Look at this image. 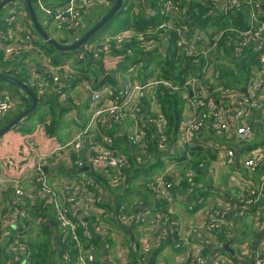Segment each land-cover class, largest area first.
Returning <instances> with one entry per match:
<instances>
[{
	"label": "built area",
	"instance_id": "built-area-1",
	"mask_svg": "<svg viewBox=\"0 0 264 264\" xmlns=\"http://www.w3.org/2000/svg\"><path fill=\"white\" fill-rule=\"evenodd\" d=\"M204 1L216 12H237L245 6L248 28L213 31L206 28L194 30L188 38L178 25V18L184 13L181 0H162L161 11L167 20L155 28L129 27L104 34L97 41L84 43L64 63L54 65L47 61L40 67L26 62L29 51L40 57L43 53L32 41L31 32L22 27V15L25 21L28 19L24 2L12 0L3 8L8 12L0 24V69L19 60L23 66L26 64L28 81L37 96L56 94L70 106L71 118L79 124L66 142L42 153L35 152L34 156L26 155L14 171H6L0 163V264H149L157 234L163 238L171 236L175 248L188 250L180 264L228 263L221 253L208 260L203 245L194 241V232L201 230L226 233L233 230L232 223L218 209L212 208L202 221L193 222L186 229L166 212L149 215L128 207L126 202L112 200L103 195L98 181L100 176L108 185L125 182L127 176L148 169L160 155H181L187 160L191 157L190 147L196 143L209 147L215 139L222 140L218 149L224 156V166L237 164V171L241 167L245 173H251L264 162V125L256 129L247 122L257 110H264V0ZM34 2L55 31L66 39L61 44L75 42L87 29L86 17L110 3L66 0L51 6L45 0ZM139 2L143 4L144 0ZM171 32L176 35L175 45L181 48L179 55L191 58L201 78L189 75L182 81L143 79L148 71L138 68L135 60H127L125 73L114 75L124 69L117 70L116 64L126 56L140 61L149 52V40L157 37L165 42ZM224 39L230 42L231 51L218 59L220 40ZM250 51L256 52L253 53L257 61L250 68L248 81L235 88L224 85L214 69L217 62L233 67L231 60H244ZM74 61L102 62L107 71L88 72L81 77L73 74ZM69 75L78 76L79 81L72 85ZM166 94L183 103L173 133L163 110ZM15 102L19 103V99L0 87V124L5 122ZM116 137H123L130 151L122 144L116 145ZM55 159V167L66 174L52 179L47 167ZM7 162L5 159V165ZM206 166L203 161L199 163L200 168ZM125 170L129 175L123 173ZM158 176L157 181L150 178L143 184L149 192L167 200L170 212L174 201L170 191L183 178L194 177V171L175 173L169 164ZM236 177L235 180L231 174L229 178L239 195L238 205L253 207V218L258 220L260 213L264 215V207H258L264 197V179L253 187L250 177L239 174ZM190 191L193 190L189 188ZM43 231H50V248L46 252L38 247ZM117 237L122 241L116 243ZM255 264H264V249L256 256Z\"/></svg>",
	"mask_w": 264,
	"mask_h": 264
},
{
	"label": "crops",
	"instance_id": "crops-1",
	"mask_svg": "<svg viewBox=\"0 0 264 264\" xmlns=\"http://www.w3.org/2000/svg\"><path fill=\"white\" fill-rule=\"evenodd\" d=\"M65 1L66 0H45V2L51 6H57V5L63 4L65 3ZM109 1L110 3L108 5H104L101 9H97L93 11L90 16L88 15L86 17V20L88 22L86 26L87 29L84 31L83 34H81V36L77 38V40L80 37H82V35H84L92 26H94L99 21L100 18L106 15L109 9L113 6L115 0H109ZM182 1L183 0H181V2ZM187 2L188 0L186 1L184 0V5ZM32 6L34 8V13L37 17V21L46 30V32L51 37L56 39L59 43H66L67 42L66 39H64L62 35L58 34L55 31V29L52 26V23L49 21L48 18L42 15L40 10L36 7L35 2H32ZM3 10H4L3 13L0 12V24L3 23V19L8 12V9L6 10L3 9ZM26 11H27V8H26ZM36 11L39 12V14ZM27 14H28V11H27ZM149 14H152V13L151 12L147 13V15ZM24 16L25 15H22V18L20 20L22 23V27L26 28L29 32H31L32 41L37 46L40 47L43 53L41 54L42 56L40 57L36 52L29 51L28 53L29 58L26 60L27 65L37 64L40 67L41 65L44 66V64L47 63V61H51L54 65H59V64L64 63L71 57H73L76 54L77 50L80 48L78 47L77 49L73 51H69V52H72L71 54H60V55L53 54L52 56L46 54V52L44 51V48L42 47L41 42L39 43L35 42L37 37L33 33L34 29L30 21L29 14H28L27 21H25V19L23 18ZM174 22H177V20ZM15 32L18 34L20 33L18 29H15ZM112 32H115V30L105 31L103 33L99 32L94 37L90 38L91 40L89 39L86 42L97 41L98 39L101 38L102 35L111 34ZM75 36L77 37V34H75ZM40 41H42V39H40ZM147 46L149 48L148 49L149 52L147 53V56H144L140 61L139 59H136L135 57L126 56L124 61H121L116 64V65L119 64V66L117 67V70H121L123 68L124 69L122 71L114 72V75L125 73L127 60L128 62L135 60L137 63H139L138 66H141V68L144 71L146 72L148 71L146 74H144L143 79L153 78V77L165 79L161 76V71H162L161 67L154 65L156 61L162 60L161 57L163 54L162 52L160 53V51H163L162 41L161 40L159 41L157 37H154L153 40L148 41ZM200 46H203V44H201ZM249 49L252 50L251 48ZM253 52L256 54L255 51ZM253 52L250 51L244 60L240 59L242 60L241 64H243V62L250 63V59L254 57ZM152 62L154 63L152 64ZM24 65L26 66V64ZM224 65L229 66L230 64L224 63ZM25 66H23L22 62L19 60L14 63H10L6 65V68L1 67L0 73L6 74L5 72H2V71H11L12 74H7V75L13 76V74L15 73L17 75L23 76L25 78V81H24L25 84L30 89H32L33 87L30 85L28 81V75L26 74L27 70H25ZM161 66H165V65L161 64ZM249 66L250 68L253 67L252 63H250ZM230 67L236 71L234 66L233 67L230 66ZM72 68L74 70L73 74L78 73V75L79 76L81 75V77H85L88 72H94V73L97 72L98 74H104L107 71L106 67H104L102 62L93 63L90 61H87V62L81 61L77 63V61H74ZM177 70L178 69H176V71ZM197 70L194 69L193 72H189L188 74L181 77V79L173 78L171 80L182 81L184 77H187L189 75H194V77L201 78V73ZM149 72L151 73L149 74ZM217 76H219V78L222 81L223 78L221 77L219 72ZM234 76H238L236 72L234 73ZM69 78H70V82L72 85L76 84L79 81V77L76 75L75 76L71 75ZM239 78H240L239 83L233 86H228V87L235 88V87L242 86L243 84H245L250 78V70L249 72H244L242 75H239ZM2 89L7 91L5 88H2ZM19 89L20 90L15 91V92L7 91L10 94V96H12V98L14 99L18 98L19 103L15 102V105L13 106V109L11 110V112L8 114V117L6 118L5 122L0 124V128L4 124L7 123L8 119L10 121L13 117L19 114L22 110L30 106L29 105L25 107V102L22 100L23 98L22 96L24 95L25 92L22 91L21 88ZM242 89L244 90V87H242ZM32 90L36 94V90L34 88ZM50 96L52 97L48 98L47 96H44V97L37 96L38 102L40 99H42V101L46 99H51L49 101L55 103L56 107L64 110V112L62 115V120L60 124L58 125L55 135L51 134L49 136H46V144L43 145L46 147L45 151H48L52 149L53 147L59 144H62L66 142L68 139H70L72 135L74 134L75 130L77 129V127L75 128V125L79 124L72 120L69 105H65L64 103H62L56 94H53ZM172 97L177 98L174 96ZM178 100L181 102V109H182L183 103L179 98ZM30 104H31V99H30ZM40 107H43L47 110L46 115L44 114L41 115L43 122H41L39 117L37 118L34 117V121H33L34 123L32 125L33 127L31 131L32 135L24 137L23 134H21L14 128L19 123L23 125L25 118H26L25 117L23 120L18 122L12 128L14 129L12 134H14L13 136L15 137L13 140L8 139L6 142L1 143V140H3L4 137L6 138L9 137V134L12 131V129L11 131L9 130L10 132L8 131L2 137H0V152H5V153H9L13 155L17 159L16 160L17 162H20L24 157H26V156L20 157L18 155V152H16L17 150H13V149H16L18 144L25 143L24 140L26 138L28 139V137L31 138L29 139L31 140V143L37 144L38 140H40L41 135L43 134L45 130V127L47 125H51L52 122L54 121L53 115L49 112L48 105H42ZM163 110H164V105H163ZM263 113H264V110H257L255 114L253 115V117L247 119V122L254 125L256 129H260L264 125V117L262 116ZM65 119L69 122V128L67 131L63 130ZM47 121H49V123H47ZM230 139L232 138L230 137ZM124 141L125 139L123 137H116V145L122 144L126 151H130V148L126 147V144ZM226 141H230V140H226ZM221 142H222L221 139H215L213 140L214 145H210L209 148H206L208 146H204L199 143H196L198 147L208 149L214 155V157L208 158L210 156L207 155L205 160H203V162H205L207 166L205 167V170H204L206 174L204 176H200V175L198 176V188L199 187L201 188H199L198 190L190 191V192H188L189 189H187L186 191L183 192L179 185V187H175L170 191V193L174 197L173 207L172 209H170V212H168L169 211L168 202L163 196L152 194L147 189V185H144L143 183L141 184V182L140 183L136 182V179L141 176L140 174L141 172H139L138 175L135 174V175H132L131 177L127 176L125 184H124V181L120 182L121 189L119 190V192H114V190L116 189H111L112 191L107 189V187L109 188L113 187V186L111 187V185H114L113 182H110L111 184L110 186L106 182H102L101 187L103 188V195L112 197V200H115V201L126 202L128 204V207H132L136 209V211L147 212L149 215H152L158 212H166L168 213V216L170 219L176 221L178 225L186 229L188 226L190 227V224H192L193 222L202 221L206 215H209V213L212 211V208H216L221 212V216L224 219H227L228 221H230L234 227L230 233L221 232V231H215V232L204 231L203 232L202 230L199 232H194V241H197L203 245L205 257H207L208 260H211L213 256L221 253L228 259L227 261L228 263L226 264H255L256 256L260 254V251H263L264 249V215L260 213L261 217L258 220H256L253 218L254 208L252 211L251 207H245V206L243 207V206L238 205L239 195L236 192V188L234 187V184L232 182L233 180L229 178L230 177L229 174H232L235 180L237 179L236 176L238 174L240 175V177L247 178L248 176L251 179V182H252L251 184L253 185V187H257L258 182H260L261 179H264V162L258 169H256L255 171L251 173H245V170L241 167L239 168V171H237V168H238L237 164L236 166L234 165L233 167L224 166L223 164L224 156L223 154L219 153L220 150L218 149V147L220 148ZM29 155L34 156L36 154L35 152H33V153H30ZM236 157H237V160H240L239 155H237ZM192 159H193L192 154H191V157L187 160L184 159V157L181 155L180 156H172L168 154L165 156L160 155L152 163L154 164L155 162H159L160 164H158L157 167H154V168L152 167L150 169L152 165L151 164L150 166H148V169L145 168V170H151V173L149 175H151L150 178L153 181L158 180L159 172L162 171L169 164H172V168H174L175 173L183 174L188 170L189 171L193 170L194 176H197L196 175L197 170L194 167H192L190 163ZM55 163H56V159L52 161L51 167H47V172L50 174L52 179L55 178L56 176L64 177V174L66 173H64L60 167H55L57 166L55 165ZM128 173L129 172L127 170L124 171V174L127 175ZM145 176H148V175H145ZM212 178H214V180ZM129 179L131 181H134L135 184H137L136 186H139L141 188H139L137 191L128 190ZM192 179H194V177H192L188 181H191ZM141 180L142 182H144V179H141ZM206 185H207L208 190H210V192L208 193H204V190H202V187ZM219 189H222V191H220ZM123 193H125L126 197L120 200L119 195H122ZM133 194L134 196H136L135 200L131 198ZM127 195L129 198H127ZM263 205H264V197H262L260 201V205L258 207L263 208L264 207ZM261 211H263V209H261ZM157 237H158V240L156 242L155 241L152 242V249L150 252L149 264H180V262L186 257L188 250L186 248H181V247L175 248L172 245L171 236H167V238H163L157 234ZM131 239L133 240L132 234H131ZM226 244L231 248L232 250L231 252L227 251V249L225 248Z\"/></svg>",
	"mask_w": 264,
	"mask_h": 264
},
{
	"label": "trees",
	"instance_id": "trees-1",
	"mask_svg": "<svg viewBox=\"0 0 264 264\" xmlns=\"http://www.w3.org/2000/svg\"><path fill=\"white\" fill-rule=\"evenodd\" d=\"M1 1V0H0ZM24 2L23 0H21ZM186 1V0H185ZM31 2H34V0H31ZM161 4H163L162 0H144L143 4L139 2V0H123V4L120 7V9L115 13V15L104 25L103 28H101L98 32H96L93 37L98 34L99 32L103 33L105 31H112V30H121L129 27H135L140 30H146L149 28H155L160 23L165 21L166 15L162 13L161 11ZM182 5L184 8V13L182 18H178V25L180 26L181 30L185 33V35L190 38L194 34V30L203 31L206 28H211L215 30L223 29L226 27H234L237 29H247L249 25V20L247 19V8L244 6L241 10L237 12H223V11H217L214 8L210 7L209 2H205L204 0H188V2L184 5V0L182 1ZM151 12L152 14L147 15V13ZM264 19V18H263ZM116 21V23H113V28L109 27V24L111 22ZM34 35H36L37 39L35 42L39 43L41 42L42 47L44 48V51L46 54L52 56L57 54H71L72 52H58L56 51L51 45H48L42 41H40L39 35L33 30ZM176 35L175 33L169 34L166 37L165 42H162L163 51L162 52V60L156 61L154 64L155 66L161 67V76L165 79H173V78H179L183 77L184 75L188 74L189 72H192L195 67L192 64L191 58L185 57L183 55H179L180 47L175 45ZM220 44H222V48L217 51V58H221L222 56L228 55L229 51H231L230 42H227L226 39L220 40ZM205 46H209L208 43H204ZM207 46V47H208ZM124 47H127L125 45ZM231 60V59H230ZM234 69H232L230 66H226L224 64L217 62L214 69L215 72H219L222 79V83L226 86H233L240 82L239 73L241 75L244 72H249L250 70V63L256 64L255 58L252 57L249 62H243L241 64L239 61H233ZM203 65L205 64V61L200 60ZM154 62H152L153 64ZM161 64H164L165 66H161ZM187 65V66H185ZM155 69V67H154ZM153 69V70H154ZM176 69H178L176 71ZM152 70V71H153ZM6 74H12L11 71H2ZM237 73L238 76H234V73ZM151 72H149L150 74ZM13 76L17 79H20L21 81H25V78L23 76L13 74ZM237 77V78H236ZM25 83V82H24ZM13 86H16L12 83H10ZM19 88V87H18ZM33 89V88H32ZM20 90V89H19ZM23 91V90H22ZM22 100L25 102V107L30 105V98L26 93L22 96ZM48 98L52 96H47ZM51 99H46L42 101V99L39 100L37 104V108L31 112L26 118L25 121H28V119H31L34 116V113L39 109L42 105H48L49 112L53 115L54 121L51 125H47L45 127V130L43 134L41 135L40 140H38L37 144L31 143L30 137L28 139L26 138L24 141L25 143L18 144L16 149V152H18V155L20 157L26 156L33 152H39L42 153L46 150V147L43 146L46 144V136H49L51 134L56 133V130L58 128V125L60 124L62 120V115L64 110L59 109L56 107L55 103L49 101ZM57 108V109H56ZM164 110L168 116L169 123L172 128V133L176 131L177 129V122L179 121V113L181 110V102L178 100V98H173L172 96L165 95L164 99ZM39 119L41 122L42 116H39ZM9 121V119H8ZM7 121V122H8ZM33 126H24L21 123H19L14 128L20 132L21 134L25 135L32 131ZM209 148V147H206ZM191 151V154L193 156L192 161L190 162L192 167H194L196 171V175L194 176V179L191 181H188L186 178H183L182 182L180 183V188L182 191H186L187 189L191 190H198V176H204L206 172H204L205 168H200L199 163L205 160L207 155L212 158L214 155L205 148L198 147L197 145L192 146L189 148ZM0 158L5 161V159L8 160L6 165L4 166L5 170L8 172L14 171V168L17 167L18 162L17 159L5 152H0ZM10 160H12V166L10 165ZM159 162H155L151 165L150 169L153 167H157ZM13 168V169H12ZM145 170V169H144ZM124 173V172H123ZM138 173V171H137ZM99 182H104L105 180L98 176ZM125 184V182H124ZM179 187V186H177ZM202 190H204V193L210 192L208 190L207 185L202 187ZM126 197L125 193L122 195H119V199H124ZM253 211V207L251 209ZM46 236V237H45ZM49 236L50 231H43V238L39 240L38 247L40 250H48L50 248L49 245Z\"/></svg>",
	"mask_w": 264,
	"mask_h": 264
},
{
	"label": "water",
	"instance_id": "water-1",
	"mask_svg": "<svg viewBox=\"0 0 264 264\" xmlns=\"http://www.w3.org/2000/svg\"><path fill=\"white\" fill-rule=\"evenodd\" d=\"M12 0H1L0 1V11L2 8H4L7 4H9ZM24 4L27 8L30 21L32 23L33 29L35 32L40 36L42 41L48 45H51L56 51L58 52H69L77 49L78 47L82 46L86 41H88L90 38L93 37V35L98 32L101 28L104 27V25L115 15V13L120 9V7L123 4V0H115L113 6L109 9V11L104 15L102 18L99 19V21L92 26L82 37H80L78 40H76L74 43L71 44H61L56 39L51 37L46 30L39 24L37 21V17L34 13V8L32 6L31 0H23ZM229 13V11H227ZM242 60H239L241 63ZM0 80L8 81L9 83H12L19 88H21L31 99V104L26 109L22 110L19 114H17L15 117H13L10 121H8L6 124H4L0 128V137H2L6 132L11 130L18 122L23 120L27 115H29L31 112H33L37 108L38 104V97L34 93L32 89H30L24 82L20 81L19 79L7 75L4 73H0ZM87 170V168H84ZM222 191V189H219ZM50 223L54 226L55 223L51 219ZM225 248L227 251H232L231 248L226 244ZM109 264H112L111 262H108Z\"/></svg>",
	"mask_w": 264,
	"mask_h": 264
},
{
	"label": "rangeland",
	"instance_id": "rangeland-1",
	"mask_svg": "<svg viewBox=\"0 0 264 264\" xmlns=\"http://www.w3.org/2000/svg\"><path fill=\"white\" fill-rule=\"evenodd\" d=\"M1 13H3L4 12V10L2 9L1 11H0ZM37 12V11H36ZM38 14H39V12H37ZM113 23H116V21L114 20V22H111L110 24H109V27L110 28H113V26H114V24ZM214 29H208V31H213ZM91 40V39H90ZM93 40V39H92ZM39 65H41V64H39ZM138 68H141V66H138ZM136 72H137V68H136ZM239 75H241V73H239ZM0 87L1 88H5L8 92H15V91H18L19 90V88L17 87V86H13V85H11L8 81H5V80H0ZM46 109L45 108H43V107H40L35 113H34V116L31 118V119H28V121L27 122H25L24 121V123H23V125L26 127V126H32L33 125V121H34V117L35 118H37V117H39V116H41V115H46ZM68 128H69V122L65 119L64 120V128H63V130L64 131H67L68 130ZM13 130L14 129H12V131L10 132V134H9V137L8 138H6V137H4L3 138V140H1V143H3V142H6L8 139H10V140H13L15 137L13 136L14 134H12V132H13ZM30 135H32L31 134V132L30 133H28V134H25L24 135V137H26V136H30ZM0 163H3V165L5 166V161L3 160V158L1 159L0 158ZM141 173V176L139 177V178H137L136 179V182L137 183H140V182H142V180L141 179H144L145 180V182H146V180H148L150 177H151V175H149L150 173H151V170H141L140 171ZM154 174V173H153ZM221 174V173H220ZM145 175H148V176H145ZM230 176H231V174H229ZM130 177V176H129ZM213 180H214V178H212ZM114 181H115V179H114ZM143 183V182H142ZM111 185V184H110ZM109 185V186H110ZM120 185H121V183L119 182V181H117L116 183H114V185H111V187L112 188H109V187H107V189L108 190H111V189H116V190H114V192H119V190L121 189L120 188ZM137 184H135V182L134 181H131L130 179H129V188H128V190H130V191H137L139 188H141V187H139V186H136ZM115 186V187H114ZM112 191V190H111ZM131 194H132V192H131ZM127 198H129L128 197V195H127ZM133 200H135L136 199V196H134V194L132 195V197H131ZM122 240L119 238V237H117V241H116V243L117 242H121Z\"/></svg>",
	"mask_w": 264,
	"mask_h": 264
}]
</instances>
